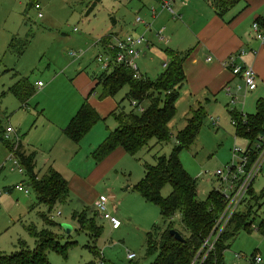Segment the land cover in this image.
<instances>
[{
    "label": "rangeland",
    "instance_id": "rangeland-1",
    "mask_svg": "<svg viewBox=\"0 0 264 264\" xmlns=\"http://www.w3.org/2000/svg\"><path fill=\"white\" fill-rule=\"evenodd\" d=\"M90 1L0 0V132L3 135L6 128L11 127L14 132L10 134V140L22 139L28 150L37 151L36 171L40 176L53 166L72 181L68 200L58 202L51 212L46 204L36 205V193L29 185L26 171L20 172L19 167L13 164L10 150L0 140V254L15 253L21 249L22 242L26 248L34 250L37 242L30 229L40 231L48 227L62 245H70L66 255L49 251L50 264H86L92 260L100 261V258L105 259L106 264H152L159 252L147 255V233L155 227L164 228L166 221L160 206L146 201L136 192L135 185L145 176V163L155 164L156 155L168 156L173 151L177 134L190 116V104L182 89L177 114L170 122V140L160 144L153 139L136 156L126 154L117 159L97 179L98 193L87 189V181L85 184L73 181L75 173L86 176L90 170L89 163L94 161L92 147L96 145L97 149L117 127L115 118L107 115L93 125L80 145L63 134L62 129L67 126L72 112L78 111L83 101L76 86V75L81 70L94 81L95 91L91 99L103 101L106 109H110L109 104L114 102L126 114L132 110L139 112L127 97L128 84L109 99L101 97L103 89L97 81L103 70L96 56L104 50L99 43L100 37L112 31L122 35H144L149 39L141 30L145 27L144 22L149 23L151 5L157 4L155 0H102L87 14ZM36 3L41 5L40 10L34 7ZM39 11L42 17H39ZM172 15L170 21L173 25L175 20L181 22L177 13ZM137 17L144 22H138ZM170 29L171 26L165 29V35L170 33ZM155 33L152 39L157 47H171L170 44H161ZM136 63L150 79H155L160 74L155 71L163 68L161 59L150 51L139 53ZM22 77L28 78L35 89L25 107H21L10 91V87ZM38 81L43 83L41 87L36 85ZM242 94L239 93L241 97ZM206 102L202 103L206 111L202 128L195 142L180 154L184 168L197 179V198L203 201L213 189L219 188L220 180L215 173L232 163L234 146L247 148L250 144L248 139L236 136L230 111L232 108H237L240 113L244 111V114L245 111H255V104L252 106L249 96L245 101L246 108L243 99L233 105ZM149 104V101L141 103L143 107ZM212 117L220 123H214ZM66 120L67 123L60 126ZM17 185L22 188H16ZM254 187L260 193L264 189V180L257 179ZM171 191L172 186L166 184L161 195L167 197ZM101 197L108 198L107 212L120 220L119 228H113L97 210L95 202ZM260 202L261 205L255 201L251 204L256 224L264 216V198H260ZM117 207L120 208L118 212ZM83 211L103 227L97 240L79 230L74 214ZM42 213L56 224H46ZM173 226L175 230L188 234L179 212L173 218ZM230 244L224 253L227 264H254L251 260L253 255H261L264 259V236L257 228L252 232H239ZM88 245L96 247L99 258ZM129 252L136 257L129 259Z\"/></svg>",
    "mask_w": 264,
    "mask_h": 264
},
{
    "label": "trees",
    "instance_id": "trees-1",
    "mask_svg": "<svg viewBox=\"0 0 264 264\" xmlns=\"http://www.w3.org/2000/svg\"><path fill=\"white\" fill-rule=\"evenodd\" d=\"M102 0H91L87 14ZM238 0H214L215 8L219 15H223ZM256 22L264 31V18H258ZM104 46L111 41V35L101 38ZM188 51L170 52L169 60L164 70L155 78L141 73L135 77V71L124 64H116L110 72H102L98 76V85L102 86V97L114 96L120 89L128 84L130 87L127 97L137 100L139 105L149 101L142 112L132 110L126 114L123 110L113 111L112 116L117 121V127L110 131L107 139L94 153L95 160H103L113 150L120 147L127 154L136 156L141 150L149 146L151 140L156 139L162 144L171 138L170 122L177 114V101L180 89L186 81L184 61ZM95 88L92 89L94 92ZM10 91L18 98L21 107H25L29 99L34 95L35 89L28 78L23 77L10 87ZM136 108V107H135ZM234 120L235 133L238 137H244L249 142H254L259 135L264 134V98L257 101L254 114H240L231 111ZM206 111L203 106L192 107L187 124L177 134V143L170 155H156L155 164L145 163V176L135 185V190L146 201L157 203L161 208V214L166 221L164 228L155 227L147 233V255L159 252V256L152 264H190L204 241L211 235L215 228L216 220L224 209V203L218 189H213L207 200L197 198V179L190 175L184 168L180 154L182 150L193 144L202 128ZM101 119L98 111L91 105L88 99L82 103L76 114L70 119L63 133L75 143H79L89 132L95 123ZM0 140L7 149H11L12 143L6 140L0 132ZM17 157L24 167L29 185L34 189L37 197L36 205L46 204L49 211L58 202L67 201L70 195L68 180L55 168L49 167L42 176L36 171V153H27L21 140L17 145ZM166 184L172 186L169 196L163 197L161 190ZM260 198H264V189L251 197V201L261 205ZM179 212L181 222L188 234L178 231L184 241L177 240L170 231L175 229L173 218ZM253 205L246 210L235 214L227 229L220 235L215 249L209 254L204 264H227L224 253L230 248L231 240L241 231L252 232L255 216ZM46 224L53 226L56 223L41 214ZM74 218L79 223V230L89 233L97 240L103 231V227L97 224L94 217H88L87 212L75 213ZM36 238V247L30 250L21 243V249L13 254H0V264H50L48 252L55 250L63 255L67 254L70 245H62L56 234L48 227L42 230L30 229ZM257 230L264 236V216L257 223ZM90 251L100 257L96 247L88 245ZM86 264H106L105 259L92 260ZM115 264V263H108Z\"/></svg>",
    "mask_w": 264,
    "mask_h": 264
},
{
    "label": "crops",
    "instance_id": "crops-1",
    "mask_svg": "<svg viewBox=\"0 0 264 264\" xmlns=\"http://www.w3.org/2000/svg\"><path fill=\"white\" fill-rule=\"evenodd\" d=\"M155 2L158 5L152 4L149 9L150 13H152L149 18V23L144 22L143 20L140 22L145 23V27L141 31L151 38L146 39L147 42L141 47L140 54L145 51L154 52L163 62V68L160 69V71L156 70L155 72L161 73L164 70L165 63L169 60V51H188L186 60L184 61L186 81L180 91L184 89L185 94L183 95H187L190 109L194 107L195 104L196 107L202 106L204 101H207L206 103L214 101L216 104L222 102L221 104L226 103L228 105H233L239 101V99H243V105L245 106L246 98L249 96L252 106L255 104V111L253 113H250L251 111H245V114L244 111L240 113L237 108H232L231 111L243 115L254 114L256 112L258 99L264 98V42L256 37L253 30V24L258 18H264V0H238L231 9L226 11L223 15L218 14L214 5V0H187L185 2L182 0H176L173 3V11L180 16L179 18L181 19V22L175 19L173 20L176 21L174 24L178 26L173 25L172 21H170V16L173 17L172 14L174 13L163 9L158 0H155ZM153 8L154 13L152 10ZM168 26H171L170 33L165 35L164 32L165 29H168ZM155 30L157 34L155 33ZM159 32L163 34L164 40L159 37ZM153 33H155V37L157 35L156 39H158L161 44H170L171 47L167 46L164 49L162 47H157L152 39ZM105 35H111V38H113V36H125V34L122 35L121 32L116 31L102 35L99 39L102 50L104 49V44L101 41V38ZM99 53L100 51L97 54ZM237 53H241V58L238 62L253 67L257 74V87L253 90H247L244 78L233 74L232 71L224 65V62L229 56ZM209 58H211V60H208ZM142 74L147 76L144 73ZM75 81L78 83V85L76 83V86L79 93L83 96L82 103L85 99H88L91 105L98 111L101 119L107 115H112L113 111L117 109V104L114 102L109 104L110 109H106L103 105V101L97 102L94 101V99H91V94L93 93L92 89L95 83L83 71L80 70V72H78ZM228 88L230 89V92L228 91ZM244 88L245 91H243ZM240 92H243L242 97L239 95ZM231 94L236 97L235 102H232ZM105 98L109 99L111 96ZM180 100H182V98ZM76 111L72 112V117L75 115ZM212 119L214 123H217L218 121L220 123V120H215L213 117ZM67 120L60 126H64L67 123ZM262 127L264 129V123ZM90 132L87 134H90ZM20 140L27 153H36L37 166V151L28 150L22 139ZM81 141L76 144L80 145ZM249 145L247 147H249ZM97 149L96 145L92 147L94 153ZM126 154L127 153L122 148L118 147L101 161L95 160L94 158V161L89 163L90 170L86 176L83 177L82 175H76L77 173H75L73 181L77 183L81 182L82 184H85L87 181V189L98 193L95 186L97 179L105 174L110 167L116 163L117 159L124 157ZM257 179L264 180V164L261 175ZM68 182L71 190L72 181L69 180ZM253 189L254 195L259 194L255 187H253ZM119 207L116 208L117 212L120 209Z\"/></svg>",
    "mask_w": 264,
    "mask_h": 264
},
{
    "label": "built area",
    "instance_id": "built-area-1",
    "mask_svg": "<svg viewBox=\"0 0 264 264\" xmlns=\"http://www.w3.org/2000/svg\"><path fill=\"white\" fill-rule=\"evenodd\" d=\"M158 1L163 9L174 13L173 3L176 0ZM182 1L185 2L187 0ZM34 7L38 10L41 9L39 3H36ZM152 10L154 13V8ZM42 16L43 14L39 11V17ZM137 21L142 22V19L137 17ZM253 30L256 37L264 42V31L260 28L257 22L253 24ZM159 37L164 40V36L161 32H159ZM146 42L147 40L144 35L129 33L123 37L113 36L111 41L104 46L103 52L97 54L96 60L103 72H110L116 64H124L135 71V77H140L141 72L139 71L136 59L139 56L141 47ZM240 58L241 53L233 54L224 62V65L230 69L233 74L244 78L247 90H253L257 87V74L253 67L239 63L238 60ZM208 60H211V58ZM166 64L167 63H165V66ZM37 85L41 87L43 83L38 81ZM228 91L230 92L229 88ZM231 97L233 100L232 102H235L236 97L232 94ZM132 106L136 107L139 112L144 110V107L139 105L137 100H132ZM13 132L14 130L11 127H7L3 133V137L12 143L13 146H11L10 149V158L13 159V164L19 167V171L23 172L25 169L17 157V145L20 139L10 140V134ZM232 153V163L224 170L219 169L215 173L220 180V186L217 189L221 194L224 209L216 220L213 232L204 241L202 248L198 251L190 264H204L209 254L215 249L220 235L227 229L235 214L244 211L251 206V197L254 196V183L258 176H260L264 164V134L259 135L258 138L254 142H251L247 148L234 146ZM16 188L21 189L22 186L17 185ZM107 202V197L97 199L95 202L96 208L99 212L103 213L104 218L109 220L113 228H119L121 222L116 216L107 212ZM254 216H256L255 213L253 214V217ZM252 228H257L255 221ZM135 257L136 255L134 253H128L129 259H134ZM237 257H239V255H237ZM251 260L254 264H263L264 261L261 255H253Z\"/></svg>",
    "mask_w": 264,
    "mask_h": 264
},
{
    "label": "water",
    "instance_id": "water-1",
    "mask_svg": "<svg viewBox=\"0 0 264 264\" xmlns=\"http://www.w3.org/2000/svg\"><path fill=\"white\" fill-rule=\"evenodd\" d=\"M68 230H70V229L68 228ZM170 233H171V234H172L177 240H179V241H184L183 236H182L177 230L172 229V230L170 231Z\"/></svg>",
    "mask_w": 264,
    "mask_h": 264
}]
</instances>
